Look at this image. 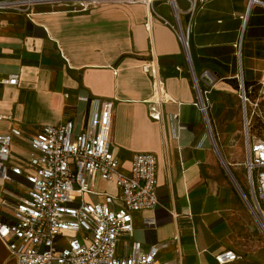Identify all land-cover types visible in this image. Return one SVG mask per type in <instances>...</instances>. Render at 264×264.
I'll return each mask as SVG.
<instances>
[{"label": "crops", "instance_id": "crops-1", "mask_svg": "<svg viewBox=\"0 0 264 264\" xmlns=\"http://www.w3.org/2000/svg\"><path fill=\"white\" fill-rule=\"evenodd\" d=\"M247 3L210 0L191 15L188 1H177L179 27L191 25L189 56L177 31L162 22L176 24L166 2L156 3L151 15L137 2L101 3L79 13L36 7L29 19L1 13L0 80H17L0 85V131L12 126L34 131L66 121L80 131L104 102L114 101L113 153L124 171L133 155L156 158L159 201L154 210L133 214V233L119 250L133 241L144 251L168 243L159 251L162 262L218 264L216 255L232 251L227 218L240 214L242 201L194 106L195 84L209 97L215 86L228 90L234 84L238 95L240 77L246 87L256 88L262 80L264 7L247 13ZM155 94L166 99L159 121L150 117ZM12 152L27 158L29 147L15 141ZM147 221L153 224L146 226ZM237 257L225 264H264ZM0 264H16L1 240Z\"/></svg>", "mask_w": 264, "mask_h": 264}, {"label": "built area", "instance_id": "built-area-1", "mask_svg": "<svg viewBox=\"0 0 264 264\" xmlns=\"http://www.w3.org/2000/svg\"><path fill=\"white\" fill-rule=\"evenodd\" d=\"M177 1L0 0V14L15 12L29 19L36 7L79 13L101 3L137 2L151 15L156 3L166 2L176 24L162 22L177 31L189 56L191 25L185 30L179 27ZM186 1L193 15L210 0ZM254 6L264 4L248 0L247 13ZM16 80H0V85H14ZM238 80V96L245 108L249 105L253 117L264 103V73L256 88L246 87L241 77ZM195 90L194 106L207 121L208 92L197 84ZM165 101L160 94L149 100L151 119L160 120L159 106ZM252 117L245 113V122L249 124ZM113 120L114 101H106L80 131L72 121L42 125L34 131L19 126L0 131V240L16 264H167L158 255L168 243L152 245L146 251L138 241L123 251L118 248L121 240L133 233V214L154 210L159 201L156 158L133 155L129 170H122L112 150ZM15 141L29 147L27 158L12 152ZM244 168L254 196L250 209L264 231V141L250 138L248 133ZM99 183L107 188L99 187ZM152 224L146 222V226ZM176 241L175 237L173 243ZM237 259L232 251L215 256L218 264Z\"/></svg>", "mask_w": 264, "mask_h": 264}, {"label": "rangeland", "instance_id": "rangeland-1", "mask_svg": "<svg viewBox=\"0 0 264 264\" xmlns=\"http://www.w3.org/2000/svg\"><path fill=\"white\" fill-rule=\"evenodd\" d=\"M236 89L235 84L232 85V89L228 88V90L218 86L213 88L207 97L212 106L214 121L210 117V122L206 121V125L224 164L226 161L223 154H226L227 160L232 164V167L230 166V172L234 178L233 181L230 177L232 189L242 201L240 214L230 215L227 218L226 236L231 243V250L247 263H260V261H264V231L250 209L254 205V196L244 162L247 133L250 138L254 137L255 140L264 141V103H261L259 111L252 117L251 109L249 106L246 108L243 106ZM250 100L252 101L253 97ZM245 113L249 119L252 117L249 124L245 122ZM221 117L224 119V123H221ZM224 125L232 140L231 146L227 145V140L222 135ZM234 182L240 187L244 197L239 194ZM98 185L104 187L102 183Z\"/></svg>", "mask_w": 264, "mask_h": 264}, {"label": "water", "instance_id": "water-1", "mask_svg": "<svg viewBox=\"0 0 264 264\" xmlns=\"http://www.w3.org/2000/svg\"><path fill=\"white\" fill-rule=\"evenodd\" d=\"M214 148H215L216 153H218V150H217L216 146H214ZM221 162H222L223 166L225 167V169L227 170L228 175H229V176L233 179V181H234V178H233V176H232L230 170L228 169V167H226V165L223 163L222 160H221ZM233 184H234L235 188L237 189V191L239 192V194H240L241 196L244 197V195H243V193H242L240 187L237 185V183L234 182Z\"/></svg>", "mask_w": 264, "mask_h": 264}]
</instances>
